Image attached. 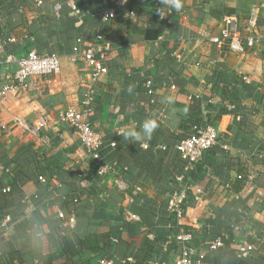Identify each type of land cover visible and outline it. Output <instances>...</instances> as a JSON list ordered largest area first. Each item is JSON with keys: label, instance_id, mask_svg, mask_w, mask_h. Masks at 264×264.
I'll return each instance as SVG.
<instances>
[{"label": "crops", "instance_id": "crops-1", "mask_svg": "<svg viewBox=\"0 0 264 264\" xmlns=\"http://www.w3.org/2000/svg\"><path fill=\"white\" fill-rule=\"evenodd\" d=\"M38 1L0 0L5 55L19 59L37 51L61 61L59 76L34 78L28 90L0 98V194L7 190L0 200V258L27 250L16 227L40 213L46 222L35 245L44 255L55 254L57 262L65 261L57 252L59 239L67 238L78 251L82 240L96 236L100 250L78 251L76 264H123L129 257L140 264H174L183 245L166 242L190 232L191 247L204 264H264V8L258 29L263 39L254 50L238 56L209 41L219 35L227 12L245 19L264 0H182L169 23L162 19L168 7L160 0H134L133 16L119 10L109 21L101 18L109 9L101 0H43L41 6ZM90 47L106 56L109 68L95 87L90 117L104 140L103 161L117 164L118 173L105 178L96 176L75 131L59 123L69 107L81 109L91 76L75 49L83 53ZM5 55L0 54V89L14 83L18 71L15 62H4ZM148 80L154 96L148 95ZM223 88L230 97L236 94L239 110L228 100L223 104ZM169 96L172 103L165 100ZM223 106L235 112L216 123L220 142L203 158L191 185L202 188L203 202L190 193L179 224L168 214V199L185 186L176 178L194 165L184 164L174 147L188 137L184 123L196 116L207 119ZM145 118L158 125L150 140L133 144L121 137ZM16 120L31 129L46 126L33 133ZM73 197L80 201L78 216ZM59 212L75 215L76 224L60 219ZM127 213L140 220L127 221ZM216 222L232 230L233 240L211 252L206 244L218 240L211 237ZM245 242L256 251L240 260L238 248ZM33 261L26 253L25 262Z\"/></svg>", "mask_w": 264, "mask_h": 264}, {"label": "built area", "instance_id": "built-area-1", "mask_svg": "<svg viewBox=\"0 0 264 264\" xmlns=\"http://www.w3.org/2000/svg\"><path fill=\"white\" fill-rule=\"evenodd\" d=\"M131 0H101L105 6H109V9L103 11L100 15L103 21H109L116 17L119 10L125 11L127 15L133 16L134 11H129L127 6ZM38 5L43 4V0L37 2ZM264 8V4L254 7L245 19H240L236 15L224 16L220 20V33L218 36L209 38L210 43L218 46L219 48L227 46L228 50L235 55L243 56L248 50H254L257 45L263 39L262 34L258 31L259 20L261 11ZM173 14L172 9L167 8V11L163 13L162 19L169 23L170 17ZM101 39L100 36L97 37ZM9 43L15 42L14 39L8 40ZM5 42L0 38V54L5 55ZM76 54H80L81 60L85 63V66L90 70L91 84L87 88L84 101L81 103L80 110L75 107H69L60 114L59 123L67 126L75 131L79 137L83 147L87 150L93 162V169L96 172L98 178H105L107 176H114L118 173L117 164H107L103 161L101 150L104 145L103 137L95 131L93 125L90 122L91 114L96 104L95 87L98 82L109 73V68L106 64V56L98 51L95 47L88 48L85 52H79L75 49ZM5 63L15 62L18 66V71L14 77V83H8L3 85L0 89V98L10 91H26L30 88L31 80L34 78L51 79L59 76L61 72V61L58 56L39 53L32 51L25 56L15 59L13 56L5 55ZM243 82L250 83L251 80L248 77H243ZM146 88L149 96H154L155 90L152 80L146 82ZM175 90L176 87L172 86ZM20 126H23L30 132L37 133L44 128L46 124L39 123L37 127L31 129L24 122L16 120ZM220 142V133L216 126L208 125L201 128L197 135L190 136L185 140L178 143L174 148L180 154L181 158L188 163L191 167L194 164L203 160L205 153L212 148L216 147ZM115 147V144H112ZM224 148H227L226 146ZM162 151H167L165 146H159ZM127 170V169H126ZM242 177L240 176L239 179ZM40 181L44 182V178L41 177ZM176 181L180 184H184V177H177ZM182 190L176 191L170 195L168 199V214L173 220L181 224L185 218V206L187 196L192 193L197 203L203 202L204 192L202 188L191 185H186ZM123 188L124 185L121 184ZM261 193L264 196V189ZM4 192H7L5 190ZM78 203V200H75ZM59 218L67 220L70 226L76 224L75 215L67 218L63 212H59ZM126 220L129 222L139 221V216L127 213ZM11 219L7 217L5 221V229H10L8 226ZM173 240L183 245V251L179 259L174 264H204L200 257H197L195 250L191 247L193 241V234L190 232H181L170 238L166 242V246L173 244ZM207 249L211 252H215L225 246L222 240H214L207 242ZM256 251V247L248 242L243 243L238 248L237 258L242 260L248 258L253 252ZM33 262H25L23 264H36ZM134 258L129 257L123 261V264H135ZM20 264V263H19ZM22 264V263H21ZM154 264H168V263H154Z\"/></svg>", "mask_w": 264, "mask_h": 264}, {"label": "trees", "instance_id": "trees-1", "mask_svg": "<svg viewBox=\"0 0 264 264\" xmlns=\"http://www.w3.org/2000/svg\"><path fill=\"white\" fill-rule=\"evenodd\" d=\"M134 0H131L130 3L128 4L127 8L129 11H134V6L133 3ZM232 12H227V14H231ZM245 88H248V86L244 85ZM226 88H223L221 91V100L223 104L225 103L226 100L230 101L231 105H235L237 110L240 109V106L238 105L239 99L236 98V94L234 95L231 93L232 97H230L229 91ZM217 93H219V90L217 89ZM225 105V104H224ZM227 107V106H226ZM230 108L225 106L219 107V108H214V113L215 115H210L207 119L201 118L196 116L194 119L188 120L186 125L184 123V130L187 132L190 130L188 137L197 135L200 131L201 128H204L208 125H216V123L221 119V117L227 113L230 112H235L233 110H229ZM192 129V131H191ZM187 137V138H188ZM216 148V147H215ZM214 150V148H212ZM211 149V150H212ZM211 150L207 151L204 155L203 158L206 157V154L210 152ZM204 161V160H203ZM184 164H188L186 161H183ZM202 164L203 162H199L197 164H194L193 168L188 170L187 172L184 173V179H185V184L188 185H195L196 180H197V175L198 173L202 170ZM95 172V171H94ZM96 174V172H95ZM243 178L239 179L242 180ZM242 182V181H240ZM173 194V193H172ZM6 194L3 192V194H0V200L6 198ZM75 197L70 201V204L73 205L74 209H72L77 216L79 215V203L80 201L78 200V203H75ZM170 216V215H169ZM234 216L236 217L237 221H239V217L235 213ZM171 218V216H170ZM172 219V218H171ZM46 222V220L43 218V216L40 213H35V216L32 220L25 219L23 218L17 225L16 231L19 233V235L23 236V239L25 242H27L25 245L26 246V251L23 253L22 251H12L9 255V257L5 258H0V260L3 263L6 264H23L25 263V256L26 253H29L31 255V258L35 260L37 263L36 264H76L74 258L79 255L78 251H94L98 252L100 250V243H98V240L96 236H91V237H86L84 240L80 242V249L78 251L73 247L69 242L67 238H61L57 242V248L59 253H61L64 257V262H57L55 259V254L54 255H44L39 247L35 245V242H39L40 238V227ZM215 228L214 233L211 234L212 239H219L221 237V240L227 244H230L231 241L233 240V232L231 229H227L225 227V223L221 224L216 222L215 223ZM226 231V232H225ZM227 233V234H223ZM227 236V237H226ZM140 264V263H136Z\"/></svg>", "mask_w": 264, "mask_h": 264}, {"label": "clouds", "instance_id": "clouds-1", "mask_svg": "<svg viewBox=\"0 0 264 264\" xmlns=\"http://www.w3.org/2000/svg\"><path fill=\"white\" fill-rule=\"evenodd\" d=\"M160 3L169 9L180 11L183 7L182 0H160ZM163 15V13H161ZM131 86L129 91H131ZM167 103H172V98L165 97ZM157 121L155 118H145L140 124L139 128H129L120 133L124 140H130L133 144L143 143L146 140H150L153 136L154 131L157 128Z\"/></svg>", "mask_w": 264, "mask_h": 264}]
</instances>
